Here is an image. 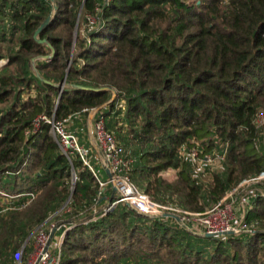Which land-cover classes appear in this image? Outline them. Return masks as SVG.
<instances>
[{
  "label": "trees",
  "instance_id": "trees-1",
  "mask_svg": "<svg viewBox=\"0 0 264 264\" xmlns=\"http://www.w3.org/2000/svg\"><path fill=\"white\" fill-rule=\"evenodd\" d=\"M99 1L0 0V264L67 199V219L54 218L66 227L59 264H264V181L245 205L251 232L196 236L137 214L110 184L101 192L106 172L65 156L51 124L33 131L40 115L96 109L137 189L186 211L211 209L264 173V0H111L83 35ZM191 148L198 160L221 157L219 169L195 178Z\"/></svg>",
  "mask_w": 264,
  "mask_h": 264
},
{
  "label": "built area",
  "instance_id": "built-area-1",
  "mask_svg": "<svg viewBox=\"0 0 264 264\" xmlns=\"http://www.w3.org/2000/svg\"><path fill=\"white\" fill-rule=\"evenodd\" d=\"M110 1L111 0H100L95 5L93 14L86 15V22L82 28L83 35L100 23L103 7L108 5ZM83 112H87V114L90 113L93 116L90 135L100 148L104 158L103 161L100 159L101 169L105 171V168L109 167L112 174V179H108L107 177V179L103 180L102 176H100V179H98L99 187L104 189L110 184L111 187H115V193H120L125 199L129 200L130 204L128 207L137 214L145 215L150 218H161L171 223H176L196 236L225 238L229 235L228 233L234 235L241 232H251L252 226L245 222V205L248 203V198L257 191L255 186L264 181V173H261L256 178L242 181L235 189L228 192L222 201L202 213L186 211L177 205L172 206L170 204L154 202L148 198V196L141 194L142 192L132 183L129 176L131 160L124 155L114 134L104 127L103 118L97 114V110L84 109ZM79 115L81 114L69 116L62 121H55L54 119H49L44 115H40L33 122V131L38 127L41 121L51 124V132L60 151L67 157L77 155L81 162L97 177L91 166V156L93 157L94 155L95 157L97 154H95L91 147L83 146L78 137L69 131L70 121L73 117ZM256 123H259V125L264 123L263 113L258 114ZM186 157L199 166L197 168V175L194 176L198 179L199 174L203 171V166H206L210 162V158L205 157L203 161L201 159L198 160L196 148L187 150ZM217 158L221 160V157ZM201 167L202 169H200ZM248 186L253 188L248 189L246 194L240 198L238 205H236L235 201L239 190L245 189ZM26 196L30 198L29 200H32L34 197L32 193H28ZM119 201L123 202L121 200ZM117 202L112 203L105 211L111 209ZM63 228L66 227L56 223H49L47 227H43L42 225L39 226L35 230L33 245H31L32 249L31 252L29 251L30 253L27 254L28 258L26 261H21L24 249L23 246L13 254L14 263L59 264L61 258V243L64 235V232L61 231ZM69 228L70 227H68V229ZM52 233L53 236L51 237Z\"/></svg>",
  "mask_w": 264,
  "mask_h": 264
},
{
  "label": "rangeland",
  "instance_id": "rangeland-1",
  "mask_svg": "<svg viewBox=\"0 0 264 264\" xmlns=\"http://www.w3.org/2000/svg\"><path fill=\"white\" fill-rule=\"evenodd\" d=\"M0 18H1V16H0ZM75 33V32H74ZM4 63V62H3ZM2 62H0V65L1 64H3ZM5 64V63H4ZM2 68H0V70H1ZM257 121H258V119H257ZM259 123H261V122H259ZM258 123V124H259ZM260 125H262V124H260ZM71 129V126L69 127V131H70V133H72V131L70 130ZM72 129L73 130H77L76 129V127L75 126H72ZM78 131V130H77ZM73 134V133H72ZM92 163V162H91ZM93 164V163H92ZM95 166V165H94ZM211 167L212 169H219V166H220V164H219V158H217V156H214V157H212V158H210V162L206 165V166H203V169H205V168H207V167ZM199 166L196 164L195 165V167H194V176H196L197 175V168H198ZM200 169H202V167L200 168ZM162 176L165 178V179H167V180H169V181H174L175 180V172L173 171V170H168L167 172H164V173H162ZM75 180H76V177H75V175H74V173L72 174V181H71V183L73 184V188H74V184H75ZM199 181H200V179H199ZM250 188H253V187H247V188H245V189H241V190H239V192H238V194H237V196H236V201H235V203H236V205H238V203H239V200H240V198L242 197V196H244L245 194H246V192L248 191V189H250ZM139 190V189H138ZM100 191L101 192H103L104 191V189L103 188H101L100 187ZM140 191V190H139ZM141 192V191H140ZM117 196H116V198L117 199H119V200H121V201H123L127 206L130 204V202H129V200H127V199H125L124 197H123V195H121L120 193H115ZM141 194H143V195H146V196H148V198H150L149 197V195H147V194H145V193H141ZM151 199V198H150ZM152 200V199H151ZM153 201V200H152ZM155 202V201H154ZM70 202H69V199H67L66 200V202L61 206V208H59V210L56 212V213H54V214H52L48 219H47V221L49 222V223H56V222H54V220L57 218H59V221H58V223H60V222H62V221H65L66 219H67V214H66V212H69L70 211V204H69ZM162 204H170V205H172V206H175L176 204H175V202H168V203H162ZM55 214H57V217H55ZM141 215V214H140ZM55 218V219H54ZM61 219V220H60ZM165 221H167V220H165ZM167 223H170V221H167ZM33 233L34 232H32L31 233V235L29 236V238H28V240H29V245L31 246V245H33ZM233 235V234H232ZM216 238H218V237H216ZM219 239H223V238H219ZM204 241V240H203ZM213 241L214 240H211L210 239V241H204V242H208L207 243V246L206 247H204L205 248V251H208L209 250V248H210V246L213 244ZM215 242V241H214ZM197 243H198V241H197ZM208 245H210V246H208ZM203 246L204 245H202L201 244V246H199V248H203ZM212 247H213V245H212ZM32 249V248H31ZM31 249H30V252H31ZM30 252H27V253H30ZM27 253H26V255L24 254V258H25V261H26V259L28 258V255H27ZM2 264H10V262L9 261H7V260H3L2 261ZM12 264H14V259H13V261H12Z\"/></svg>",
  "mask_w": 264,
  "mask_h": 264
},
{
  "label": "crops",
  "instance_id": "crops-1",
  "mask_svg": "<svg viewBox=\"0 0 264 264\" xmlns=\"http://www.w3.org/2000/svg\"><path fill=\"white\" fill-rule=\"evenodd\" d=\"M4 63L0 65V68H2V66L4 65ZM92 119H93V116L90 113L87 114V115L86 114H81L79 116H75L70 121L69 127L71 126V129L70 130L72 131L73 134H75L78 137V139L80 140V143L83 146L89 147V148L91 147L94 150L93 143H95V142L93 141V139L91 138V135H90V128H91ZM72 126H75L78 131L77 130H73L72 129ZM87 144H88V146H87ZM94 152H95V150H94ZM95 154H96V152H95ZM96 156L95 157H94V155H93V157L91 156V162L97 166V171L100 172V169H101V161H100L99 156L98 155H96ZM112 192H113V188H112ZM0 205H2V204H0ZM170 224H172L173 226H176V225L179 226L176 223H175L176 225H174V223H171V222H170ZM28 238L24 241V243L22 244V247L24 246V244H27ZM30 249H31V246L28 244L27 245V252H29ZM10 264H12V262ZM14 264H16V263H14Z\"/></svg>",
  "mask_w": 264,
  "mask_h": 264
},
{
  "label": "water",
  "instance_id": "water-1",
  "mask_svg": "<svg viewBox=\"0 0 264 264\" xmlns=\"http://www.w3.org/2000/svg\"><path fill=\"white\" fill-rule=\"evenodd\" d=\"M50 19H51V16H48L46 19H45V21L37 28V30L35 31V33H34V38H36L37 39V36H38V34L39 33H41L45 28H46V26L49 24V22H50ZM75 32H76V29H75ZM37 42L38 43H45L46 42V40H40V39H37ZM64 82H65V78L63 79V81H62V83H61V85H60V89L62 90V88L64 87ZM113 92V95H115V92L114 91H112ZM93 146H94V150H95V152H96V154L99 156V158L103 161L104 160V158H103V155H102V153H101V151H100V148L98 147V145L97 144H95V143H93ZM105 172H106V175H107V177H108V179H112V174H111V172H110V169H109V167H107V168H105ZM113 187V186H112ZM113 192L115 193L116 192V189H115V187H113ZM229 235H232V233H228ZM53 236V233L51 234V237Z\"/></svg>",
  "mask_w": 264,
  "mask_h": 264
}]
</instances>
